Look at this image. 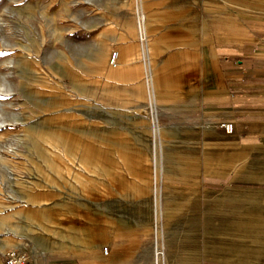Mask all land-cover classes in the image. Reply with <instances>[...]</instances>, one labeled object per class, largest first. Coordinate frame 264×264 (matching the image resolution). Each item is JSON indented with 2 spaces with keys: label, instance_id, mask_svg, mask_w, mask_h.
<instances>
[{
  "label": "rangeland",
  "instance_id": "1",
  "mask_svg": "<svg viewBox=\"0 0 264 264\" xmlns=\"http://www.w3.org/2000/svg\"><path fill=\"white\" fill-rule=\"evenodd\" d=\"M146 1L0 0V264L11 250L26 254L28 264H100L85 244L107 235H116L102 247L105 253L109 250L108 264H232L235 259L230 240L219 238L228 235L230 218L242 209L224 210L218 203L238 196L213 192L206 182L199 185L187 178L198 177L202 141L198 129L171 126L173 121L181 124L183 115L172 112L177 107L166 100L172 90L166 81L170 78V85L171 78L177 79L174 67L170 72L162 65L168 60L162 55H174L175 64L179 54L173 50L182 54L183 46L203 44L205 27L218 18H189L188 31L177 32L181 18L151 17ZM140 13L146 18L144 39ZM103 48L112 66L113 54L123 51L122 67L113 69L117 75L104 73L97 64ZM137 53L143 60L131 63ZM157 74L164 82H156ZM177 82L180 91L181 78ZM141 85L146 101L136 90L129 93ZM40 98L58 104L53 111L62 116L58 126L63 116L71 115L77 126L86 128L78 136L89 144V152L39 155L33 138L55 130L38 126V118L52 113L55 105ZM134 128L151 144L142 160L134 155L139 137L128 132ZM121 136L133 139L126 144L134 160L120 162L118 169L112 160L116 146L110 141ZM166 147L171 151L164 158ZM96 163L111 169L101 175ZM213 169L220 167H204L206 172ZM134 179L142 184L134 187ZM69 191L71 200L65 195ZM194 191L199 195L184 198V192ZM170 206H176V213L167 217ZM26 212L39 226L27 230L20 220L15 222L16 214ZM223 215L225 225L215 226Z\"/></svg>",
  "mask_w": 264,
  "mask_h": 264
},
{
  "label": "crops",
  "instance_id": "2",
  "mask_svg": "<svg viewBox=\"0 0 264 264\" xmlns=\"http://www.w3.org/2000/svg\"><path fill=\"white\" fill-rule=\"evenodd\" d=\"M146 6L151 17L181 18L175 26L177 32L180 28L188 31L189 18H218L205 27L208 35L203 44L183 46L182 54L181 49L173 50L172 54H179L175 64L172 62L174 55H162L168 59L163 60L162 65H168L170 72L174 67L172 72H176L177 78L176 81L171 78L170 85V78L166 81L172 89L171 92L167 90L166 100L177 107L171 109L172 112L181 111L183 115L181 124L173 121L171 126L198 129L202 147L206 149L198 150V177L187 178L199 185L206 182L215 189L213 192L238 196L235 200L217 202L224 210L242 209L238 217L230 218L228 235L219 238L220 241L230 240L228 247L235 251L232 264H264V0H147ZM178 78L182 81L180 91H176ZM158 79L164 82L157 74L156 82ZM175 93H179L178 98L173 97ZM222 123H233L234 132L228 134L220 128ZM124 137L113 138L110 142L114 145L119 139L127 142ZM169 150V147L164 149V158L168 157ZM175 151L197 161L191 153ZM110 160L109 156L105 159L106 162ZM112 160L117 161L118 169L120 162L125 163L115 155ZM211 165L219 166V171L204 170ZM106 168L107 171L111 169ZM138 183L142 184L133 180L134 187ZM130 189L127 190L133 192ZM118 192L120 196L121 191ZM192 193L185 196L184 192V198L188 200L199 195L196 191ZM113 200L126 203L121 197ZM175 207H168L165 215H175ZM224 219L227 220V216H221L219 222L214 221L215 226L225 225ZM111 236L102 239L106 243L93 237L85 244L91 257L100 264H108L109 252L106 254L102 247L116 235ZM121 243L125 247L126 242L122 240ZM72 257L77 258V255Z\"/></svg>",
  "mask_w": 264,
  "mask_h": 264
},
{
  "label": "bare ground",
  "instance_id": "3",
  "mask_svg": "<svg viewBox=\"0 0 264 264\" xmlns=\"http://www.w3.org/2000/svg\"><path fill=\"white\" fill-rule=\"evenodd\" d=\"M141 14V13H140ZM139 23H140V29L142 30V38L144 39V35H146L147 37V33H145V30L143 28V24L146 25V18L144 16V14H141V16L139 17ZM139 33V32H138ZM141 34V33H140ZM149 51H151V49H149ZM109 57V51L106 48H103L101 51H99V56H98V65L101 67V69L104 71V73H108L109 75H117V73L119 72L118 70L115 71L113 69H119L122 67L123 64V51L119 50V52L116 53V57H114L113 59V66L112 65H108L107 64V60ZM141 60H143L142 55L137 53L134 54L132 59H131V63H133L134 61H139L141 62ZM139 68V72H144V69L142 66H138ZM149 84L152 85V83L154 84L155 82V77L151 76L149 77ZM143 85L137 87H134L133 89H131L129 91L130 94L134 93L135 90L137 92H140L142 94V99L143 101H146L147 95L146 93L143 92ZM51 100L53 103H55V101H53L52 99H47L46 101H44L43 99L40 98V101H42L43 103H48V101ZM50 102V101H49ZM56 105H58L57 103H55L54 107L50 109V111H52V113H45V115L41 116L38 118V121H40L38 123V126H42L43 129L45 128H54L55 130L52 132H43V134H39L37 137L33 138L32 142L34 143V145L36 146L39 155L41 153H45L48 156L52 157L55 156V154L57 152H61L64 153L66 155H70V154H74L77 152H82L85 153V151H90L89 148V144L86 142L84 144L81 143V141L79 140V130H85L86 128H82L80 126H77V121L74 120L75 118H72L71 115L68 116H63L65 117V121H63L62 125L58 126L57 124V120L59 119V117H62L60 115H58L59 113L53 112L55 111V107ZM69 111H73V109H70ZM144 112V111H143ZM146 112V111H145ZM148 113V110H147ZM70 118V119H67ZM65 125L69 126L68 129H65ZM135 129V130H134ZM134 129H130L128 132H130V136L132 137L133 135H137L139 138L137 144L139 145L138 149H135V158L137 157V159L142 160V158L144 157V151H150V141L148 137H141L140 133H139V129L138 128H134ZM134 131V132H133ZM48 133V134H46ZM36 135V134H34ZM75 136L78 137V139H75ZM130 136H125V140L127 141H133V139ZM73 137V138H72ZM37 138V139H36ZM119 138V137H118ZM150 144V145H149ZM116 149L113 155L118 156V158L120 160L123 161H127L129 162L132 159L131 156V152L129 151V148L127 147L126 141H123L122 139H119L116 141ZM131 146V145H130ZM137 147V146H136ZM91 149V148H90ZM129 152V154H128ZM42 155V154H41ZM134 158V157H133ZM134 159H132L133 161ZM48 164H50L49 162L44 163V165L49 166ZM50 164L49 169L51 168ZM97 165H101V163H96L95 165V169L97 168V170H99V174L103 175V174H107L106 172V165L101 167H96ZM104 171V173L102 172ZM73 192L69 193H65L66 196H68V200H71L72 198H74L72 195ZM13 217V216H12ZM6 219V218H5ZM14 220H16L15 222L18 224L19 220L21 223V228H25L27 230H29L30 228L33 227V225L35 227L39 226L36 224V219L33 218L32 213H18L14 216L13 218ZM47 220H51V219H47ZM11 221V220H10ZM18 221V222H17ZM23 225V226H22ZM12 251H16V250H11L9 252ZM20 251V250H17ZM108 251V250H107ZM22 252V251H21Z\"/></svg>",
  "mask_w": 264,
  "mask_h": 264
},
{
  "label": "built area",
  "instance_id": "4",
  "mask_svg": "<svg viewBox=\"0 0 264 264\" xmlns=\"http://www.w3.org/2000/svg\"><path fill=\"white\" fill-rule=\"evenodd\" d=\"M116 57V54H113V58ZM220 128L224 129L228 134H232L234 132V124L233 123H222ZM107 251V249H106ZM108 252V251H107ZM106 252V254H107ZM3 264H28V256L19 251L8 252L5 255V261Z\"/></svg>",
  "mask_w": 264,
  "mask_h": 264
}]
</instances>
